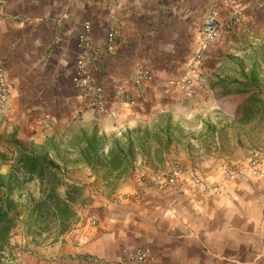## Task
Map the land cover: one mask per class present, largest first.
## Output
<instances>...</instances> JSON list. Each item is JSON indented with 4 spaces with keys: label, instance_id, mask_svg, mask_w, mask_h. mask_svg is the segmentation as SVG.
Here are the masks:
<instances>
[{
    "label": "crops",
    "instance_id": "0c3cea01",
    "mask_svg": "<svg viewBox=\"0 0 264 264\" xmlns=\"http://www.w3.org/2000/svg\"><path fill=\"white\" fill-rule=\"evenodd\" d=\"M212 15L218 37L200 60L203 26ZM262 41L264 0H8L0 7V65L12 92L0 112V153L14 140L47 157L58 169L61 198L67 186L99 193L89 203L71 204L76 217L62 232L56 220L30 218L46 186L35 178L24 184L1 264H135L139 244L149 256L144 264H264V198L242 171L224 182L211 165L197 174L201 183L189 185L175 173V181L159 187L153 200L157 217L119 218L125 190L109 189V177L79 154L83 133L122 135L167 114L183 131L196 132L195 144L208 152L201 157L206 164L236 162L206 150L208 136L221 134L225 144L230 131L241 129L209 84L226 59ZM120 88L129 102L110 95ZM98 93L104 94L106 112L92 102ZM176 139L169 152H180ZM147 153L127 175L142 202L151 194L139 179L153 174L148 164L156 156L154 149ZM163 157L166 162L173 156ZM17 159L0 155V173L16 174Z\"/></svg>",
    "mask_w": 264,
    "mask_h": 264
},
{
    "label": "rangeland",
    "instance_id": "374dc122",
    "mask_svg": "<svg viewBox=\"0 0 264 264\" xmlns=\"http://www.w3.org/2000/svg\"><path fill=\"white\" fill-rule=\"evenodd\" d=\"M229 58L231 60L226 59L223 65L218 67L213 73L209 87L214 94H217L219 100L224 101L223 106H226L229 109L230 117H237L236 120L241 124V129L239 131L235 130L236 132L230 131V137L224 142L225 144H222L221 142V134L215 136L214 139H211L208 136L207 140L209 141L210 139L212 141H209V144H207L208 148L206 150L209 151L210 154H213L216 158L218 156H222L223 154L226 155L230 161L232 158L233 160L236 159V162L217 163L214 161L213 163L208 162V164H206L201 157L208 152L202 151L199 145L195 144L193 134H196V132L191 130L183 131L182 127L177 123L175 124L171 117L167 114H162L150 123H145L140 126V136H144V132L146 131L148 134L143 141V150L141 149L142 147L140 148L138 145V149L134 152L136 160L139 156L149 157L147 152L151 149L155 150V159L154 161H150L148 164L153 174L149 177L141 175V179H139V183L140 181L145 182L143 186L147 188L151 194L146 196L147 202L141 201V192L131 189L132 185L129 181H127V175L131 173V170L134 171L135 169V165L133 163L135 160L133 162L131 161L129 165L127 164L128 168L123 170L120 174H113L109 177V189L113 190L120 187V190H125L123 194H121L122 198L120 201L118 200L119 204L123 205L122 208L118 209L117 217L135 219L145 217L151 219L154 215L157 217V213L155 212L156 209H153L156 208L157 205L153 200L158 197L156 194L159 187L170 183L172 184V182L175 181L174 178L178 177L175 176V173H177L176 175L182 174L185 176L182 184H184V182L188 185L194 183L199 184L202 181L198 178L199 175L197 174L203 170L209 169L211 165L214 170L221 173L224 182L236 180L237 177L241 175L242 171V173L246 175L245 177L248 178L249 182L257 183L260 189V195L264 198V41H262V45L259 47L257 46L256 49L248 47L241 50V57L239 58L232 56ZM254 58L256 59L258 80L255 84L256 88L249 91L250 94H241V88L239 86H233L227 90L221 85L216 86V88H211L213 87L211 83L217 84L218 80L223 81L224 85L231 80L239 79L241 82V67H243L246 72H249L252 64L251 62ZM226 92L229 94H224ZM237 100H239V102ZM115 101L123 103L120 102V100ZM237 103H239V106L241 107L240 110H237ZM244 108L249 109L247 114H245ZM167 121L170 122L171 130L163 134V129L165 128ZM230 122L234 124L236 121ZM190 123L191 126H194L193 120H190ZM125 133H122V135L115 134L107 137L110 138L112 136H117V138L121 140V143H124L126 142V138L123 137V134ZM239 133L241 135V144L237 147L235 144ZM175 135L177 138L176 140L181 143V150L180 152H175L174 150L173 152H169L171 145L167 142L171 141V138H175ZM134 136L135 135L133 134V137ZM135 144L137 145L139 143L135 142ZM164 154H170L173 157L166 159L165 162L163 159ZM99 171L106 175L108 174L104 168H100ZM188 173H192L194 175H188ZM163 178H166V180L164 181ZM29 189L35 191L33 185H30ZM95 191L99 193L98 189H93L90 190L89 193L79 192L78 195H75V198L76 200L80 199L83 203H89L92 200L91 195H97ZM107 192L108 191L103 192V195ZM136 201H141L137 204L136 210H133L132 208L127 210V206L130 205L131 202ZM146 210L150 211L148 216L146 215ZM48 220V223L52 224L53 220ZM153 232L155 231L153 230ZM143 249L144 248L140 246V244L134 246L132 260L135 264H144V262L149 259V256ZM0 256L3 255L0 254ZM1 259L2 257L0 258V264L2 263ZM3 261L8 263L10 260L7 258Z\"/></svg>",
    "mask_w": 264,
    "mask_h": 264
},
{
    "label": "trees",
    "instance_id": "16d2710c",
    "mask_svg": "<svg viewBox=\"0 0 264 264\" xmlns=\"http://www.w3.org/2000/svg\"><path fill=\"white\" fill-rule=\"evenodd\" d=\"M251 63L249 72H246L241 67V82L239 79L231 80L224 85L223 81L218 80L217 84L211 83L213 85L211 88L221 85L227 90L230 87L239 86L241 94H250L249 91L256 88L255 84L258 80L256 59L254 58ZM224 94L229 93L226 92ZM248 111V108H244L245 114ZM169 130H171L170 122L167 121L163 134L169 132ZM140 131V127L128 130L123 134V137L126 138V142L124 143H121V140L117 136L108 138L106 135H99L97 129H94L88 135L83 133L79 138V143H83L84 147L79 149V154L84 162L93 169L104 168L108 173L106 176L110 177L115 172L128 168L129 163L135 160L134 152L138 149V145L143 150V141L148 132L146 131L144 132V136H140ZM133 134L135 135L134 137ZM135 142L139 144L136 145ZM167 143L170 144V141ZM106 147H108L107 152H105ZM16 154L18 155V159L14 165L16 174L4 175L0 173L1 255L9 243L10 233L16 225L17 216L13 214V209L17 206V200L20 198L18 191H20L24 184L37 179L46 186L41 192L42 196L35 202L30 218L34 219L36 223L49 221L48 219L56 220L59 222L62 232L69 228L70 221L76 217V212L71 204L76 201L75 195H78L80 192V189L75 186H67L65 191L66 198H61L57 194V189L62 185L57 176L58 169L55 164L50 162L47 157L37 156L29 149L23 148L14 140L9 143L4 153H0L3 158ZM19 173L22 175H18ZM48 227L49 225L45 228L48 229Z\"/></svg>",
    "mask_w": 264,
    "mask_h": 264
},
{
    "label": "built area",
    "instance_id": "2783aa9c",
    "mask_svg": "<svg viewBox=\"0 0 264 264\" xmlns=\"http://www.w3.org/2000/svg\"><path fill=\"white\" fill-rule=\"evenodd\" d=\"M8 0H0V7L7 6ZM219 32V22L217 18L212 15L204 24L202 34H203V42L201 50L198 54L199 59H203L206 55L208 49L212 46V44L216 41ZM112 40V37H111ZM84 70L83 64L79 67V71L82 72ZM79 72V76L81 75ZM84 72V71H83ZM147 79V76H142V80ZM81 84H84L85 81H80ZM138 87H142V83L138 82ZM12 89L6 80V72L0 65V112L5 109L6 103L11 95ZM104 94H95V98H93V102L99 108L101 112H106L107 108L103 104ZM115 95L116 100H120V102L127 103L129 102V98L127 96V92L124 88H120Z\"/></svg>",
    "mask_w": 264,
    "mask_h": 264
}]
</instances>
